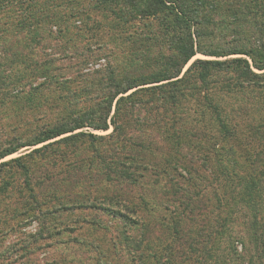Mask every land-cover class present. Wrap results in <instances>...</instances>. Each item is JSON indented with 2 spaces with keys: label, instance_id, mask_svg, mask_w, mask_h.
Segmentation results:
<instances>
[{
  "label": "trees",
  "instance_id": "1",
  "mask_svg": "<svg viewBox=\"0 0 264 264\" xmlns=\"http://www.w3.org/2000/svg\"><path fill=\"white\" fill-rule=\"evenodd\" d=\"M212 1L222 3V8L232 17L240 15L253 19L254 16L256 21L252 22L255 25L253 39L244 38L238 47L231 50H205L199 43L196 28L197 43L194 45L190 29L193 26L201 27L204 18L199 13L203 8L218 9ZM26 2L32 10L37 7L36 0ZM109 2L111 1H99L97 8L103 6L110 9L107 7ZM128 4L133 7V17L130 13V18L124 22L138 17L157 21L158 15L165 19L157 23L164 31L160 43L168 48L169 54L160 53L155 63H147L149 58L146 59L147 62L142 60L144 68H152L148 72H143L144 69H121L109 61L103 69L84 72L90 60L96 62V56L90 54L87 47L86 53L80 50L77 53L79 65L71 71L68 81H60L64 77H56L55 81L47 80L51 78L49 68L53 65L48 61L43 63V68L37 63L32 64V68L25 64L24 69L18 71L25 76L22 75V80H27L26 77L36 78L33 72H37L42 76L38 78L45 81L42 84L55 83L59 85V89L68 87L67 90H70L72 81L80 80L83 83L78 90L67 93L72 99V102L67 103L71 110L68 114L73 115L68 118V122L47 128L37 127V133L32 139L0 151L2 160L22 148L46 143L29 153L1 162L0 173L4 168L20 170L25 178V191L33 199L28 206L29 211L46 217L47 209L53 213L56 208L50 207L51 194L39 201L32 189L30 176L34 157L49 154L53 155V159L62 160L60 154L65 153L61 149H76L78 144L85 143L89 147L85 169L80 167L81 163L73 162L75 164L71 165L67 176L61 181L54 178L59 181L57 188L63 194L52 192L53 198L63 199L60 205L63 208H66L65 199L74 198V204L70 203L74 210L101 209L129 222L131 219L121 213V209L126 214L131 212L140 217L132 222L136 226L142 224V220L146 222L140 216L141 210L146 214L158 213L159 207L167 206L163 209L168 212V216L162 219L153 217L155 225L166 229L167 235L154 238L155 242H148V237L137 242L138 246L135 248L144 249L138 257L139 264H144L143 260L146 264H220L221 257L224 258L222 264H238V260L245 256L240 255L235 243L243 246V242L238 237L234 239L230 236L229 248L223 250L220 245L233 224V206L249 210L246 216L248 219H242L246 227L245 235L253 244V252L246 264H264V216H260L261 209L255 203L258 201L256 193L260 183L264 182V0H128ZM242 19V25H247V20ZM238 20L241 19L236 21ZM107 26H110L109 23ZM169 33L172 35L166 39ZM197 54L214 58H236L223 61L195 59L183 72ZM222 69L224 72H231L229 81H211L213 73ZM211 82L213 88H223L222 91L227 93H242L245 99L251 94L253 101L243 102L238 107L221 105L218 98L208 92ZM147 85L153 86L146 87ZM199 87L205 91L202 95L204 102L196 101L195 107H184L186 100L195 99L197 93H201ZM28 89L30 92L26 94L27 97L23 96L21 100L33 105L40 87ZM14 92L11 98L19 101L18 93L23 92L17 89ZM83 97L85 99L81 100ZM84 103L87 104V109H84ZM113 106L114 113L111 115ZM124 113L141 130H147L148 127L162 128L164 138L161 140L168 148L159 157H151L156 147L150 139L143 140L140 136L124 137V129L117 120ZM110 126L113 130L107 135L82 131L89 128L107 132ZM107 141L109 144L105 149L101 144ZM255 141L259 151L253 153L255 157L252 159L251 149ZM241 145L245 148V166L234 159L232 152ZM182 146L195 152L204 169L202 173L194 168L193 163L186 165L189 160L180 152ZM124 151L132 152L131 156L123 154ZM220 151H225L232 157L229 166L221 162V157H224L218 154ZM138 155L151 157L150 161L142 162L140 157H136ZM78 167L81 169L77 170ZM172 167L174 170L181 167L187 171L188 185H175L169 180L163 183ZM3 191H0L1 202L2 194H5ZM203 198L206 200H201ZM2 207L3 210L15 212L10 218L18 216L15 205L3 204ZM0 225H4L1 217Z\"/></svg>",
  "mask_w": 264,
  "mask_h": 264
},
{
  "label": "rangeland",
  "instance_id": "2",
  "mask_svg": "<svg viewBox=\"0 0 264 264\" xmlns=\"http://www.w3.org/2000/svg\"><path fill=\"white\" fill-rule=\"evenodd\" d=\"M26 1L0 0V151L32 139L31 137L37 133V127L44 126L47 128L68 122V118L73 115L68 114L69 111L71 113V110H69L67 103L72 102V99L67 93L78 90L79 85L83 83L80 80L72 81L70 90H67L68 87L59 89V85H55V83L42 84L45 81L38 78L42 76L37 72H33L36 78L29 79L26 77L27 80H22L23 74L21 75L18 71L23 70L25 64H29V67L32 68L31 65L37 63L40 68H43L41 67L43 63L48 61L53 65L49 68L51 78L47 80L55 81L56 77H64L60 78V81H68L74 71L73 69L79 65L77 53L79 50L85 51L87 47L91 51L90 54L96 56V62L90 60L84 72L103 69L108 61L121 69L135 68L139 71L144 69L143 72H148L152 68H144L142 60L145 59L147 62L149 58L147 63H155L160 53L169 54L168 48L166 49L160 43L161 38H163L161 34L164 31L161 30L157 21L161 22L162 16L158 15L157 21L138 17L130 22H124L130 18V13L133 17V7L128 4V0H105L111 1L107 5L110 9L103 8V6H100V9L97 8L98 2L102 0H36L37 7L33 10ZM213 5L218 9L211 10L209 7H205L200 11L199 15L204 18L203 21L199 18V21H202L201 27L193 26L190 29L194 43L196 41V28L199 33V43L205 50L235 49L240 42L244 41V38H252L255 28L252 22L256 21L254 16L253 19L250 16L240 15L232 17L222 8V3L214 2ZM36 11L37 13H35ZM238 18L241 20L236 21ZM242 18L247 20V25H242ZM107 23L110 26H107ZM170 35L172 33H169L166 39L170 38ZM229 58L236 57L214 58L197 54L183 72L195 59L223 61ZM151 65L154 66V64ZM213 75L211 81L225 80L228 82L232 77L231 72H224L223 69L216 70ZM210 84L211 87L208 92L214 94L221 105L228 104L238 107L243 102L253 101L250 98L251 94L245 99L242 93H227L222 91L223 88H213V82ZM151 86L153 85L146 87ZM29 87H40L39 94L36 95L35 106L24 101V99L21 100V97H27L26 94L30 92ZM16 89L23 92L18 93L19 101L11 98ZM198 89L201 93H197L195 99L186 100L184 107H195L196 101L204 102L202 95L205 91L201 87ZM84 99L83 97L81 100ZM79 105H81V101ZM83 106L84 109H87V104L84 103ZM113 113L114 106L111 115ZM117 120L124 129V137L140 136L143 140L150 139L153 146L156 147H153L151 157H159L161 152L168 148L166 143L161 140L164 138L162 128L148 127L147 130H141L125 113L123 117H118ZM112 130V126L107 132L93 131L89 128L82 129V131H90L96 135H107ZM44 144L22 148L0 160V163L29 153ZM108 144L109 141L101 145L106 149ZM253 144L252 159L255 157L253 153L259 151L256 147V141ZM83 150L84 152H82ZM88 150V145L84 143L78 144L76 149H69V147L68 149H61L62 153H65L60 154L62 160L53 159V155L50 156L49 154L45 157H34L30 176L32 189L36 192L35 195L39 197L37 198L39 201L51 194L50 207L56 208L54 214L47 209L48 215L46 217L29 211L28 206L33 199H30L32 195L25 191V178L22 172L15 168L2 169L0 191L4 189L5 194H2V202L0 201V217L1 220H4V225H0V264H139L138 257L141 252H144V249L135 248L138 246L137 242L143 241L142 239L145 237L146 239L149 238L148 242H155L154 238L167 235L166 229L160 225H155V219H162V217L169 215L167 211H164L167 206L159 207L158 213L146 214L141 210L140 216L146 222L144 223L142 220V224L138 226L132 225V222L140 217L131 212L126 214L122 209L121 213L130 218V222L125 218L114 217L101 209L74 210L70 204H74V198L65 199L66 208L60 206L64 200L53 198L55 191L58 194H63L57 188V183L67 176L71 165L75 164L73 162L81 163L80 167L85 169V157L89 155ZM244 150L243 145L232 150L234 159L242 166L246 164L243 156ZM71 152L73 153L70 154ZM180 152L186 160H189L186 165L193 163L195 169L200 170L201 173L204 171L200 159H197L192 149L182 146ZM131 153L123 152L128 156H131ZM218 154L224 157H221V162L229 166L232 157L225 151H220ZM136 157H140L142 162H149L151 158L143 157V155ZM258 167L260 166L258 165ZM80 169L78 167L77 170ZM179 174L183 177H180ZM54 178L59 179V181ZM188 179L187 171L181 167L174 170L172 167L169 176L163 180V183L169 180L175 185L186 186ZM263 184L264 182L260 183L256 193L258 201H255L257 207L261 209V217L264 216ZM207 188L208 186H206ZM142 193L144 192H140V194ZM204 198L201 200L205 201ZM3 204L15 205L18 216L10 218L15 212L3 210ZM170 207L172 210L171 205ZM232 210L235 211L233 224L223 236L220 245L225 250L230 247L228 243L231 239L230 236H233L234 239L238 237L240 240H237L242 241L243 246L236 242L237 251L240 255L245 256L242 260H238V264H246L253 252V244L245 235L246 227L242 219L246 218L249 210L240 206H233ZM153 217L156 218L153 219ZM92 222L95 225H92ZM220 251L222 250L220 249ZM220 260V264H222L224 258L221 257ZM143 263L146 264L144 260ZM234 263L237 264V262Z\"/></svg>",
  "mask_w": 264,
  "mask_h": 264
}]
</instances>
